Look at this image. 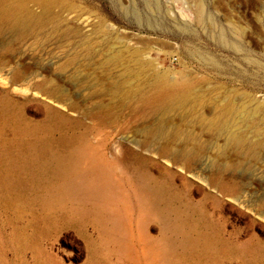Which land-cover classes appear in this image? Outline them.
<instances>
[{
	"label": "rangeland",
	"instance_id": "1",
	"mask_svg": "<svg viewBox=\"0 0 264 264\" xmlns=\"http://www.w3.org/2000/svg\"><path fill=\"white\" fill-rule=\"evenodd\" d=\"M263 102L264 0H54L0 28V264H264ZM257 104L240 151L209 127Z\"/></svg>",
	"mask_w": 264,
	"mask_h": 264
},
{
	"label": "bare ground",
	"instance_id": "2",
	"mask_svg": "<svg viewBox=\"0 0 264 264\" xmlns=\"http://www.w3.org/2000/svg\"><path fill=\"white\" fill-rule=\"evenodd\" d=\"M36 1H39L41 5L43 6V11L41 14H35L29 11L21 0H14L8 3L5 0H0V28L1 29L7 28L11 31H16L17 33L29 31V29L34 24L39 23L43 20V17L46 16L50 12L51 8L53 7V3H54V0H36ZM120 52L122 53V51ZM122 59H123V55L120 53L118 54L116 52L112 54L111 56H109L108 58H106V61L104 60L105 61L104 65L117 66L121 64ZM132 64L134 65V63ZM126 68H127L126 69L127 75H130V77L133 76L132 77L133 79H137L138 81H141V79H143L142 74L138 72V70L136 72L131 73V70L129 69L130 67H126ZM184 75L186 77V73ZM172 76L174 77V75ZM126 80L124 81L120 79L117 80L119 84H117L116 86L115 93L121 96L122 98L131 100V101L132 99H135L136 97L139 98L140 93H141V89H140L141 86L137 85L135 86V88H132V85H130L128 83L129 81L127 82ZM199 88L203 89L201 87ZM193 96H194L193 99L191 95H189L188 101L184 99L181 102L182 105L188 104V106L186 107L188 111L194 110L196 106H200V102H202V100L199 97L195 96L194 94ZM248 97L250 98L249 95H246L247 99ZM251 101L254 102L255 104L254 98H252ZM221 105L222 104H220L219 106ZM219 106L217 107L218 111L220 110ZM225 108H226L225 110L217 114V117L210 120L209 127H211L213 131H219V132L227 131L229 133V142L235 146H238L237 150L240 151L244 147V145L247 143V139H246L247 136L243 131L244 128L246 127L249 128L251 126L252 127L251 130L256 131L254 130L256 126L254 127V124H250L249 121L252 118V116H256V114H258L259 111L261 112V108H263V106L261 104H257L254 107H251V108L248 107L247 109L245 107H244L245 109H233V107H230V108L225 107ZM250 112L254 113L255 115L250 116L249 115ZM202 149H204V145L197 144L194 152L191 153V157L194 158L198 152L202 151ZM102 182H103V178H97V181L96 183H94V187H92V189H85V190H82V192L85 193L89 198H93L96 201H98L99 205L108 207L115 211L118 201L120 200V194L113 190H107L106 187H104V184Z\"/></svg>",
	"mask_w": 264,
	"mask_h": 264
}]
</instances>
